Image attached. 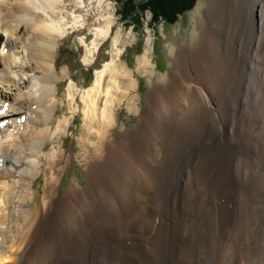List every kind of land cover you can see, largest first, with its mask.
Returning a JSON list of instances; mask_svg holds the SVG:
<instances>
[{"label":"bare ground","instance_id":"bare-ground-1","mask_svg":"<svg viewBox=\"0 0 264 264\" xmlns=\"http://www.w3.org/2000/svg\"><path fill=\"white\" fill-rule=\"evenodd\" d=\"M62 4L0 0V114L16 121L14 134L0 132V264H264V0H206L202 40L170 49L162 78L147 45L137 64L158 91L137 131L118 138L120 105L139 108L115 10L107 0ZM90 6L98 18L83 62L115 31L110 59L89 88L68 85L69 112L53 118L59 16L79 14L70 27L81 29ZM77 110L86 187L62 194L73 149L66 156L59 140ZM40 139L43 153L51 147L42 155Z\"/></svg>","mask_w":264,"mask_h":264},{"label":"rangeland","instance_id":"rangeland-1","mask_svg":"<svg viewBox=\"0 0 264 264\" xmlns=\"http://www.w3.org/2000/svg\"><path fill=\"white\" fill-rule=\"evenodd\" d=\"M75 1L76 0H64L65 5L62 4L61 9H64L66 5L75 4ZM107 3H110L112 6V8L109 10H115L114 18L116 20V24L113 27V30L116 27L120 32V40L127 42V45L125 46L119 61L121 65L132 75V78L136 83V90L129 91V94L138 95L137 100L135 98L133 103L136 104V106L139 108V111L136 109L129 111L126 107V102H123L117 110V127L110 131V134H112V136L121 137L131 135L137 131V126L140 122L139 119H141V111L147 105V94L151 92L156 93L158 91L156 87H151V85L149 86L148 75L146 74V76H144L142 69L139 68L137 64L138 59L144 54L146 46H150L149 57L154 78H162L166 76L170 72V58L173 56L175 49L180 45L183 48V46L188 44L190 39L194 42H200L202 40L203 31L200 27V13L202 8H204L206 5V0H196L192 9L184 13L183 16H180L178 21H176L172 26L159 24L156 27L151 28V14L148 11H145L143 13V28L139 29L135 26H128V23L121 20L119 6L116 4L115 0H107ZM91 6L89 7V11L84 9L86 11L82 13V15L89 14L91 19L89 24L81 29L72 30V27H70V23H72V16H80L79 14H72V12L66 8V10H64L65 12H63V15L59 16V18L61 17L63 19L65 24L64 26H66V28H64L65 32L62 40L60 41V45L58 47L59 49H57L55 57V68L58 75V80L56 81V86L54 88V94L56 96V110L53 114V118H56V116L57 118H60L63 116V114L69 112L67 111L68 106L66 95L68 85L75 84V87L78 91H84V88H89L94 81L96 71L101 69L104 63L110 59L115 31H113L114 33L110 35L102 44L91 64L86 65L83 62V56L86 52V47L84 46L85 44H83V42L88 40V36L90 37L93 29L92 22L98 18V14L93 12L94 10L93 8L91 9ZM199 7H202L201 10ZM258 16V11H256L254 18L257 23L260 22ZM57 18L58 17L56 16V20ZM80 20L82 21L81 16ZM81 32H85V36H81ZM171 44L174 46V48L171 47ZM170 49H174L173 53H170ZM2 56H6V53L5 50H2V45H0V57ZM22 57L25 58L24 55ZM33 66L34 65H29L27 68L28 72L33 71ZM64 71V75H61V72ZM153 84L156 86V83ZM80 86L83 87L81 88ZM36 91L37 87L36 89L33 88L32 94L37 95L38 93ZM72 119L73 120L69 126L68 132L62 136L63 138H61V140H59V144L63 146L66 156L70 153V149H73L70 160L67 161L68 163H65L66 173H64L65 175L62 194L64 193V190H66L64 188H66L71 183H78V186L86 187L87 180L86 163L81 156L82 149L80 143L81 137L88 138V136H85L86 130L82 112L77 110ZM241 120L243 122L245 119L243 118ZM11 122H16L15 118L8 122L7 125L10 126L6 125V127H4L5 129H2V134H4L5 131L6 133L11 132L13 134V131L16 132V127ZM45 142V140L40 139L39 144L33 147V149L38 148L41 155L47 153L51 148L50 145L47 147L45 146L46 150L44 153L41 150V146L45 145ZM41 183L42 182L40 178L35 180L34 184L37 185V189H39Z\"/></svg>","mask_w":264,"mask_h":264},{"label":"trees","instance_id":"trees-1","mask_svg":"<svg viewBox=\"0 0 264 264\" xmlns=\"http://www.w3.org/2000/svg\"><path fill=\"white\" fill-rule=\"evenodd\" d=\"M122 21L143 28V13L148 11L151 28L172 26L194 6L196 0H115Z\"/></svg>","mask_w":264,"mask_h":264}]
</instances>
